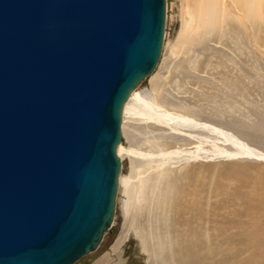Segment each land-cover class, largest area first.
Masks as SVG:
<instances>
[{
    "label": "water",
    "instance_id": "95a60500",
    "mask_svg": "<svg viewBox=\"0 0 264 264\" xmlns=\"http://www.w3.org/2000/svg\"><path fill=\"white\" fill-rule=\"evenodd\" d=\"M164 0H0V264H72L114 211L128 93Z\"/></svg>",
    "mask_w": 264,
    "mask_h": 264
},
{
    "label": "rangeland",
    "instance_id": "374dc122",
    "mask_svg": "<svg viewBox=\"0 0 264 264\" xmlns=\"http://www.w3.org/2000/svg\"><path fill=\"white\" fill-rule=\"evenodd\" d=\"M185 1L164 0L162 51L137 92L169 110L223 127L264 152V0L255 17L228 0L224 22L198 30L183 45L179 32L185 36L187 31ZM121 131L123 145L147 152L199 144L229 147L203 130L189 135L141 117L123 116ZM132 157L121 158L123 174L135 166L140 174L156 175L154 157ZM175 158L166 156L159 184L150 181L136 191L135 226L119 249H113L114 243L127 220V196L121 191L115 220L99 248L74 264H101L106 255L109 264H264V213L257 209L261 204L254 205L264 195V161Z\"/></svg>",
    "mask_w": 264,
    "mask_h": 264
},
{
    "label": "bare ground",
    "instance_id": "6f19581e",
    "mask_svg": "<svg viewBox=\"0 0 264 264\" xmlns=\"http://www.w3.org/2000/svg\"><path fill=\"white\" fill-rule=\"evenodd\" d=\"M227 1L228 0H186L184 3L183 14L187 16L186 20H184L185 22L184 25H186L187 31H186L185 36H183V32L181 31L179 32V34L182 33V44L185 45L188 42V40L191 39V36L193 35V33L196 34L198 30L206 29L207 31L213 28L215 29L216 25L218 26L219 24H221V22L223 23L226 18L227 13L229 12ZM229 1L235 7L241 8V10L247 13V15L248 14L254 15V17H255V14L257 15L259 10H261L260 9L261 5H259L260 0H229ZM164 33H165V30H163L160 54H161L162 46H163ZM149 76L150 74H148L145 78H148ZM138 84L130 90L125 101L123 102L121 106L120 126H119L121 140L117 143L116 148H115L116 155L119 159V170L116 176L114 211H113V214H112V217H111V220L109 222L107 229H105L104 232L102 233V236L106 235V233L109 231V229L113 225V222L116 216V210H117V197H118L119 191H121L124 195L127 196V200L124 205L125 206L124 208L125 218L127 220L125 221V224L123 223L124 225H126V230L123 231L120 237L117 239V241H115L116 243H114V248H113L114 250L119 249L120 244L123 242V240H125L128 233L135 226L136 218L134 217L135 215L134 212L136 208L139 206V203H137V201H139L138 196L137 198H135V195H137L136 191H139L140 189L144 190L147 186V183H149L150 181H153L155 184L160 183L159 181V178H161L160 173L163 167L167 165V162L165 161V158L167 155H172L174 156V158L176 157L175 159L181 158L178 160L179 161L185 160L187 162L188 161L197 162L203 158H206L204 161L208 160L209 158L210 159L248 158V159L264 161L263 151H260L250 146L245 141L238 138L231 131L226 130L220 126H217V125L215 126L207 122L198 120L184 113L167 109L166 107L158 103L156 99L154 98L150 99L148 97H144L140 95V93L137 92V89L139 88ZM123 116L141 117L144 120H147V121L149 120L155 124H166V125H169L171 129H174V130H186L188 131L189 135H191L192 132L195 130H198V129L203 130L206 133L216 135L215 138L218 141H220L222 145H228L229 147L228 148L220 147L216 144H213V148L208 149V148H204L203 146L199 144V146L195 147L194 149H190L191 147L187 149L183 147L179 149L176 148V149H169V150L167 148H164V149H160L156 153L151 152V151L150 152L141 151L133 146L127 147L122 144L123 135L121 131V122H122ZM189 138H194V137L189 136ZM186 141H189V139ZM195 141L200 142L198 139H196ZM123 155L129 158H133L132 156H136V157L141 156L145 159L154 157L152 160L157 161L155 165L159 170L155 172L156 174L155 176H150L149 174L143 175V174H140V172L135 168V166H132L130 174L125 175L122 173L123 164H122L121 158L123 157ZM176 162L178 161L176 160ZM155 191L157 190L152 191L151 195H155L156 194ZM254 205L256 207L260 205V207L257 209H259L261 212L264 213V195L257 196ZM98 248H99V244L92 251L88 253L94 252ZM158 249L159 247L155 248L154 250H152L153 251L152 253L156 254ZM101 264H109L108 255H106V257L101 261Z\"/></svg>",
    "mask_w": 264,
    "mask_h": 264
}]
</instances>
